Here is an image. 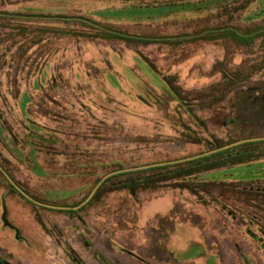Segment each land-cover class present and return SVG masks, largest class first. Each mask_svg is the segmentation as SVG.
<instances>
[{
	"label": "rangeland",
	"instance_id": "1",
	"mask_svg": "<svg viewBox=\"0 0 264 264\" xmlns=\"http://www.w3.org/2000/svg\"><path fill=\"white\" fill-rule=\"evenodd\" d=\"M0 13V264H264V0Z\"/></svg>",
	"mask_w": 264,
	"mask_h": 264
},
{
	"label": "water",
	"instance_id": "2",
	"mask_svg": "<svg viewBox=\"0 0 264 264\" xmlns=\"http://www.w3.org/2000/svg\"><path fill=\"white\" fill-rule=\"evenodd\" d=\"M0 16H19V15H13V14H5V13H0ZM264 138L262 139H252V140H244V141H240V142H237V143H234V144H231L229 146H226V147H223V148H220V149H216V150H213V151H209L207 153H204V154H201V155H197V156H194V157H191V158H187V159H183L182 162H188V161H192V160H196V159H199V158H202V157H206V156H209V155H212V154H215V153H218V152H222L224 150H227L229 148H233V147H236V146H239L241 144H244V143H247V142H251V141H259V140H263ZM180 163V162H179ZM172 164V162H168V163H162V165H153L155 167L157 166H164V165H170ZM147 168V167H145ZM0 171L2 173H4V175L7 177V179L9 180V182L13 185V187H15V189H17L26 199H28L29 201L35 203V204H38V205H41V206H44V207H48V208H53V209H58V210H77L79 208H81L83 205H85L90 199L91 197L93 196L94 192L96 191V189L106 180L108 179L109 177L115 175V174H118V173H122V172H126V171H117V172H113V173H110L109 175L105 176L99 183V185L96 187V189L92 192V194L89 196V198L84 202L82 203L80 206L78 207H73V208H62V207H55V206H48V205H45V204H41V203H38L36 202L34 199H32L29 195H27L24 191H22L18 186H16V184L10 179V177L7 175L8 173H6L2 167L0 166ZM7 207H4L3 208V214H2V221H3V224L5 225V227H9L11 229H13L14 227L12 226V224L9 222L8 218H7V210H6Z\"/></svg>",
	"mask_w": 264,
	"mask_h": 264
},
{
	"label": "flooded vegetation",
	"instance_id": "3",
	"mask_svg": "<svg viewBox=\"0 0 264 264\" xmlns=\"http://www.w3.org/2000/svg\"><path fill=\"white\" fill-rule=\"evenodd\" d=\"M259 139H262V138H259ZM247 143H264V139L259 140V141H251V142H247ZM244 144H246V143H244ZM241 145H243V144H241ZM253 151L254 150H252V152ZM219 160H218V162H221L223 160L222 157ZM241 161L239 162L238 166L236 167L237 169L240 168L239 170H241V172H240L241 180L240 181H243V182H251V181H255V180L264 181V177L262 176L263 174L260 171L259 162H257V161L252 162V159H247L245 161L241 160ZM240 181H238L236 179L232 180L233 183L240 182Z\"/></svg>",
	"mask_w": 264,
	"mask_h": 264
},
{
	"label": "trees",
	"instance_id": "4",
	"mask_svg": "<svg viewBox=\"0 0 264 264\" xmlns=\"http://www.w3.org/2000/svg\"><path fill=\"white\" fill-rule=\"evenodd\" d=\"M254 144H256V143H246V144H243V145H247V146H250V145H254ZM243 145H239V146H237V147H235L236 149H238V147H240V146H243ZM224 153H228V150H224V151H222V152H218V153H215V154H212V155H209V156H206V157H202V158H199V159H196V160H192V161H188V162H201V161H203V160H209V159H211V158H213V157H217V160H219L221 157H222V155L224 154ZM220 161V160H219ZM163 167H165V166H163ZM116 175V174H115ZM42 204V203H41ZM6 207V206H5ZM6 210H7V208H6ZM70 211H73V210H70ZM73 213V212H72ZM13 226V225H12ZM14 227V226H13ZM15 231H17V229L14 227L13 228ZM18 232V231H17Z\"/></svg>",
	"mask_w": 264,
	"mask_h": 264
}]
</instances>
